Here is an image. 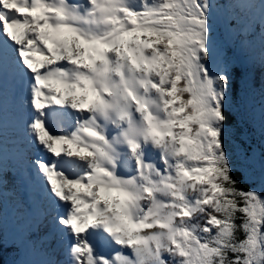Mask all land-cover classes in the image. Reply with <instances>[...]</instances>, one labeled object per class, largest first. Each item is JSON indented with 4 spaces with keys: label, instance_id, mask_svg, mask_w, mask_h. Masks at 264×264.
<instances>
[{
    "label": "snow or ice",
    "instance_id": "obj_1",
    "mask_svg": "<svg viewBox=\"0 0 264 264\" xmlns=\"http://www.w3.org/2000/svg\"><path fill=\"white\" fill-rule=\"evenodd\" d=\"M0 264H264V0H0Z\"/></svg>",
    "mask_w": 264,
    "mask_h": 264
}]
</instances>
